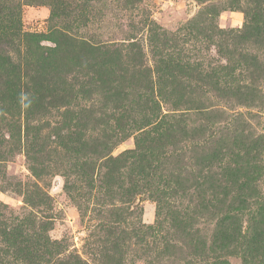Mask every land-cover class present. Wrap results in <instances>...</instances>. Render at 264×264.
Returning <instances> with one entry per match:
<instances>
[{"label": "rangeland", "instance_id": "1", "mask_svg": "<svg viewBox=\"0 0 264 264\" xmlns=\"http://www.w3.org/2000/svg\"><path fill=\"white\" fill-rule=\"evenodd\" d=\"M12 1L20 7L24 30L46 32L55 24L52 0ZM69 1L71 10L77 9L78 0ZM97 5L98 13L85 22L84 35L126 44L137 39L153 79L158 74V49L173 56L181 53L184 60L194 65L202 62L204 68L225 64L230 56L236 73L241 72L251 85L247 100L257 105L226 109L245 113L253 129L249 147L231 154L224 150L213 161L200 138L168 136L162 140L165 144L154 146L156 179L149 185H133L128 199L118 181L105 183V169L100 166L86 184L56 142L52 147L57 150L51 152L41 176L29 169L32 163L25 151H2L5 176L0 178V203L7 208L0 205V210L5 220L10 225L24 215L36 223L41 219L45 207H31L24 199V192L35 191L33 185H37L50 196L46 212L53 217L47 233L52 239L65 238L70 249H77L90 264L101 262L87 249H100V240H108L105 230L115 227L129 233L121 247L123 264H264V140L257 136L264 133V0H108L105 6ZM149 18L155 23L153 31H149ZM163 30L169 40L161 45L155 34L161 37ZM43 44L49 42L43 40ZM165 91L159 90L156 96L167 112L174 108V97ZM95 96V105H100L102 100ZM188 99L191 102L177 110L186 112L188 125L204 123L201 107L213 108L218 101L209 95L211 103L202 105L198 91ZM218 103L223 107L222 101ZM63 110L52 108L40 119L58 121ZM135 134L118 142L111 155L134 148ZM252 143L261 145L257 148ZM15 182L23 186L17 189Z\"/></svg>", "mask_w": 264, "mask_h": 264}, {"label": "trees", "instance_id": "2", "mask_svg": "<svg viewBox=\"0 0 264 264\" xmlns=\"http://www.w3.org/2000/svg\"><path fill=\"white\" fill-rule=\"evenodd\" d=\"M107 1L78 0L77 9L71 10L69 0L67 4L52 0L55 24L46 32H31L22 27L20 7L12 0L6 4L0 0V153L25 151L32 163L29 169L41 176L46 173L51 152L59 146L71 157L72 167L86 184L100 166L105 169V183L118 181L122 195L128 199L133 185H149L156 179L154 148L165 144L162 140L168 136L200 138L213 161L224 150L230 154L238 148L246 151L253 129L245 113H228L226 109L255 104L247 100L250 83L241 72L236 73L230 56L225 64L204 68L202 62L194 65L184 60L181 53L173 56L158 49V74L153 79L137 39L126 44L84 35L88 17L98 13L97 4L105 6ZM149 19L146 22L153 31L155 23ZM160 34H155L156 41L164 45L169 37L164 30ZM43 40L49 44H43ZM161 89L174 97V108L167 112L156 96ZM197 91L202 105L211 95L222 101L223 107L218 101L213 108L202 106L204 123L188 125L186 112L177 110L184 109L191 102L189 95ZM95 95L102 100L100 105H95ZM61 107L60 120L41 121L40 117L52 108ZM134 133V148L111 155L118 142ZM257 136L264 140V133ZM55 142L56 148L52 147ZM251 145L259 148L261 144ZM3 161L0 154V178L5 176ZM13 186L20 189L23 183L15 182ZM33 186L35 191L24 192L25 202L46 210H41L37 223L24 215L10 225L0 210V264H90L77 249H70L65 238L52 239L47 233L53 217L46 212L50 196ZM116 217L121 221V215ZM117 228L105 230L108 240H100V249L90 246L86 253L92 258L98 255L101 264H123L121 247L129 233L123 227Z\"/></svg>", "mask_w": 264, "mask_h": 264}]
</instances>
